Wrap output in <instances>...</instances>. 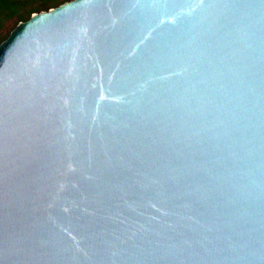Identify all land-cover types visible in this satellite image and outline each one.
<instances>
[{"label": "water", "instance_id": "95a60500", "mask_svg": "<svg viewBox=\"0 0 264 264\" xmlns=\"http://www.w3.org/2000/svg\"><path fill=\"white\" fill-rule=\"evenodd\" d=\"M0 264H264V0H68L0 42Z\"/></svg>", "mask_w": 264, "mask_h": 264}, {"label": "trees", "instance_id": "16d2710c", "mask_svg": "<svg viewBox=\"0 0 264 264\" xmlns=\"http://www.w3.org/2000/svg\"><path fill=\"white\" fill-rule=\"evenodd\" d=\"M68 0H0V32L6 23L27 20L34 12L49 10Z\"/></svg>", "mask_w": 264, "mask_h": 264}, {"label": "rangeland", "instance_id": "374dc122", "mask_svg": "<svg viewBox=\"0 0 264 264\" xmlns=\"http://www.w3.org/2000/svg\"><path fill=\"white\" fill-rule=\"evenodd\" d=\"M36 13V12H34ZM19 23V22H18ZM17 23V24H18ZM15 20H10L6 23L5 28L0 32V42L10 33V31L17 25Z\"/></svg>", "mask_w": 264, "mask_h": 264}]
</instances>
